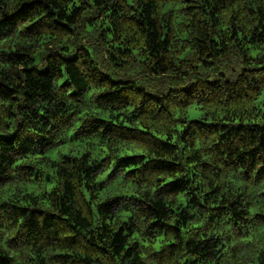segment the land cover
I'll return each instance as SVG.
<instances>
[{
    "label": "trees",
    "instance_id": "trees-1",
    "mask_svg": "<svg viewBox=\"0 0 264 264\" xmlns=\"http://www.w3.org/2000/svg\"><path fill=\"white\" fill-rule=\"evenodd\" d=\"M263 91L264 0H0V264H264Z\"/></svg>",
    "mask_w": 264,
    "mask_h": 264
},
{
    "label": "rangeland",
    "instance_id": "rangeland-1",
    "mask_svg": "<svg viewBox=\"0 0 264 264\" xmlns=\"http://www.w3.org/2000/svg\"><path fill=\"white\" fill-rule=\"evenodd\" d=\"M257 104L264 108V91L260 94L258 100H257ZM202 115V111L200 109H198L195 106H190L188 108L187 111V116L189 119H196V118H200Z\"/></svg>",
    "mask_w": 264,
    "mask_h": 264
}]
</instances>
